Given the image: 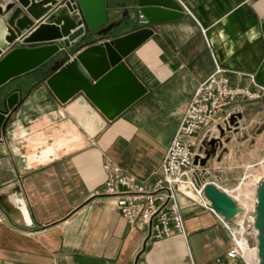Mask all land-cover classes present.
Instances as JSON below:
<instances>
[{"label": "crops", "instance_id": "obj_1", "mask_svg": "<svg viewBox=\"0 0 264 264\" xmlns=\"http://www.w3.org/2000/svg\"><path fill=\"white\" fill-rule=\"evenodd\" d=\"M174 1L184 15L151 25L153 37L126 59L149 92L114 121L82 94L62 104L41 70L2 91L19 90L21 103L0 145V264H205L231 248L221 220L180 191L186 235L163 240L151 238L148 227L130 226L105 194L107 161L153 183L179 124L162 133V120L150 119V111L178 120L217 67L228 70L235 84L257 90L254 80L264 87V0ZM126 2L116 7L125 9ZM5 19L0 16V47L7 49ZM240 102L228 111L240 114ZM251 105L255 153L262 158L264 99ZM239 136L226 135L221 160L206 167L225 170L233 161L236 171L243 157ZM217 175L207 181L233 191L224 173ZM4 200L26 218L17 219Z\"/></svg>", "mask_w": 264, "mask_h": 264}, {"label": "water", "instance_id": "obj_2", "mask_svg": "<svg viewBox=\"0 0 264 264\" xmlns=\"http://www.w3.org/2000/svg\"><path fill=\"white\" fill-rule=\"evenodd\" d=\"M8 0L0 6L5 17L0 47V145L12 113L21 103L20 91L3 94L13 80L41 70L54 96L66 104L84 95L109 121H114L146 96L147 86L130 68L126 59L149 41L151 25L184 15L174 0H135V12L118 9L120 0ZM121 15V16H120ZM39 22V23H36ZM38 24V25H37ZM24 38L23 42H18ZM242 114L232 115L229 125L237 126ZM230 130V129H229ZM224 129H221L223 137ZM206 157L195 158V165L206 167L223 145L221 139L203 142ZM206 175V174H205ZM210 178L197 177V187ZM179 191L187 197L190 187ZM203 193L210 207L227 223L245 214V209L217 184L208 182ZM254 228L257 231L258 264H264V177L256 188Z\"/></svg>", "mask_w": 264, "mask_h": 264}, {"label": "built area", "instance_id": "obj_3", "mask_svg": "<svg viewBox=\"0 0 264 264\" xmlns=\"http://www.w3.org/2000/svg\"><path fill=\"white\" fill-rule=\"evenodd\" d=\"M252 81L258 87L257 90L235 84L228 70L217 67L199 85L179 122L161 167L153 177V183L149 184L128 173L113 161L104 164L107 175L105 194L114 199L117 210L130 226L148 227L150 237L154 240L185 236L186 226L178 195L179 188L190 187L192 194L201 198L204 205L221 220L232 240V246L224 257L205 264H258L254 214L256 188L264 174L258 179L253 194L249 195L252 198L243 195V202L249 207L232 197L238 206L245 209V214L227 223L204 197L203 186L208 181L201 188L197 187V177L201 179L207 174V168L195 165L196 157H199V163L206 157L203 142L218 139L217 132L222 125L226 126L232 115H237L236 112L228 111L233 104L242 100L255 102L264 99V87ZM202 130L203 137L198 139ZM259 165L264 167V160Z\"/></svg>", "mask_w": 264, "mask_h": 264}, {"label": "rangeland", "instance_id": "obj_4", "mask_svg": "<svg viewBox=\"0 0 264 264\" xmlns=\"http://www.w3.org/2000/svg\"><path fill=\"white\" fill-rule=\"evenodd\" d=\"M253 102L250 101H244L242 100L239 105L241 106V112L240 114H242V119L239 125L237 126H230L228 123L226 126L222 125V127L220 128V131L217 132V134L219 135V139L222 140L223 145L217 149V155L220 156V158L223 156V152L221 150V148L225 145V139L224 137L226 135H232L235 131L236 135H240V139H239V143H240V148L243 154V157L241 159H237L236 161V171L234 170V162L232 161L230 165H227V167L229 168H225V170H219L221 168H212L208 169V172L206 174V176L208 177L210 174V177H212V175L214 176H219L217 174H219V171H222V173H224L225 178H227L228 181H226V184H228L227 186H229L231 190L230 193L228 192V194L231 197H236L237 199L241 200L243 202L244 196H247V194H253V192L255 191V184L257 182V180L264 174V167L262 165H259L260 162H262L264 160V157L262 158H258V156H256L255 150H256V146H257V142H255L256 140L254 139V133L256 131V128L252 130L253 125H251V115L252 112H254V107L251 105ZM256 112V110H255ZM160 113H158L157 111H150V119H152L153 121L156 120H162V128H159L160 132L162 133H166L168 130H172L175 129L176 125L179 124L182 113L179 114V119H176V115H172L171 117L169 115H163L160 116ZM141 118V114L139 116ZM230 121V120H229ZM242 123V125H241ZM221 129H224V135L222 137L221 135ZM230 129V130H229ZM234 129V130H233ZM264 129V125H260L259 127V131H262ZM261 146L264 147V144H262ZM217 155L214 159H212L207 166H212L215 167V165H217V163L221 160V159H217ZM232 167V168H230ZM237 173V175H235V172ZM238 172H240L238 174ZM205 175V174H204ZM203 175V176H204ZM156 179V177L154 178ZM225 184V183H224ZM234 188V189H233ZM253 191V192H252ZM244 195V196H243ZM240 197V198H239ZM233 226H235V223L232 224ZM243 230V228H242Z\"/></svg>", "mask_w": 264, "mask_h": 264}, {"label": "bare ground", "instance_id": "obj_5", "mask_svg": "<svg viewBox=\"0 0 264 264\" xmlns=\"http://www.w3.org/2000/svg\"><path fill=\"white\" fill-rule=\"evenodd\" d=\"M248 196L246 197V198H248L249 197V195H252V194H247ZM251 197V196H250ZM249 197V198H250ZM240 198V197H239ZM252 198V197H251ZM5 201V203L7 204V206L8 207H10V210L12 211V213H13V215L17 218V219H19V220H23V219H25L26 218V215H25V213L22 211V210H19L14 204H12V202L11 201H9V200H4ZM245 203V201L243 202V204ZM246 204V203H245ZM246 206L247 207H249V204H246ZM22 209V208H21Z\"/></svg>", "mask_w": 264, "mask_h": 264}, {"label": "flooded vegetation", "instance_id": "obj_6", "mask_svg": "<svg viewBox=\"0 0 264 264\" xmlns=\"http://www.w3.org/2000/svg\"><path fill=\"white\" fill-rule=\"evenodd\" d=\"M134 3H135V0H127L126 4L128 5V7H126L125 9H130V10H129V12H126V14L122 10L123 17H126V18L130 17L135 12ZM120 4H122V0H120Z\"/></svg>", "mask_w": 264, "mask_h": 264}]
</instances>
